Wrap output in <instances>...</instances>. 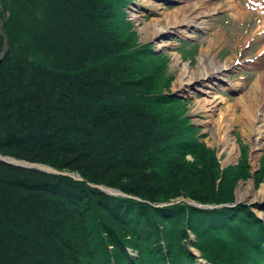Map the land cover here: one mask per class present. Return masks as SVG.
I'll return each instance as SVG.
<instances>
[{"label": "trees", "instance_id": "obj_1", "mask_svg": "<svg viewBox=\"0 0 264 264\" xmlns=\"http://www.w3.org/2000/svg\"><path fill=\"white\" fill-rule=\"evenodd\" d=\"M128 2L0 0V154L81 177L0 161V264H194L188 245L210 264H264V221L220 206L250 178L247 156L221 167L198 139Z\"/></svg>", "mask_w": 264, "mask_h": 264}, {"label": "rangeland", "instance_id": "obj_2", "mask_svg": "<svg viewBox=\"0 0 264 264\" xmlns=\"http://www.w3.org/2000/svg\"><path fill=\"white\" fill-rule=\"evenodd\" d=\"M191 10L193 14L190 16L205 26L189 32L193 40H184L189 44L184 53L183 47H178L181 38L168 34L154 41L157 35L169 31V23L174 18L181 28L183 12ZM0 11L5 14L2 7ZM125 11L132 20L134 38L167 53L166 76L172 77L164 82H170L169 90L186 94L189 119L198 128V139L215 150L223 166L235 165L243 154L247 156L251 176L238 181L234 197L238 199L239 191L242 195L239 200L249 205L257 204L252 209L264 220V182L256 185L253 178L255 170L260 172L264 168V140L256 149L259 128L264 122H255L254 133L245 116L249 98L255 109L258 107L257 97L264 99V87L258 85L264 73V30L261 34L257 31L259 26L264 29V13L248 0H175L169 3L163 0H130ZM154 24L158 25L156 32L151 29ZM0 33H3L1 19ZM203 66L205 70H202ZM197 68L198 73H194ZM183 72L188 76V81L182 84L183 91L187 93L181 90L182 85H177ZM203 73L206 77L202 80L200 75ZM210 75L219 76L220 82ZM191 76V85L184 86L190 82ZM256 115L264 119V107ZM228 140L230 143L234 141V146L229 145ZM243 194L247 196L243 197Z\"/></svg>", "mask_w": 264, "mask_h": 264}, {"label": "bare ground", "instance_id": "obj_3", "mask_svg": "<svg viewBox=\"0 0 264 264\" xmlns=\"http://www.w3.org/2000/svg\"><path fill=\"white\" fill-rule=\"evenodd\" d=\"M185 8V7H184ZM197 9V8H196ZM195 10V9H194ZM191 14H193V11L191 10V11H189V12H183V23H186V24H190V23H193V24H195L196 26H198V27H204L205 26V24H200V23H198V22H196V19H195V17H193V16H190ZM170 25H169V31L168 32H173V33H178V34H185L186 33V31L185 30H183V29H181V28H178V26L176 25V24H178V22H176V18H174L170 23H169ZM157 28H158V25L157 24H154L153 25V27L151 28V29H153V32H156V31H158L157 30ZM262 28V27H261ZM156 29V30H155ZM155 30V31H154ZM152 32V33H153ZM160 34H162V33H160ZM205 70V67L203 66L202 67V70ZM201 70V71H202ZM207 70V69H206ZM194 73H198V68L196 69V70H194ZM213 74H215V73H213ZM201 76V79L203 80V79H205V77H206V75H205V73H203V75H200ZM211 76V75H210ZM214 76V75H213ZM213 76H211V77H213ZM216 76H217V74H216ZM216 76H214V79H217L218 77H216ZM187 77L188 76H186V72H183V74L179 77V79H178V82H177V85H179V86H181L184 82H187L188 81V79H187ZM219 79V78H218ZM221 79V78H220ZM185 80V81H184ZM192 80H193V78H192V76L190 77V82L187 84V83H185L184 84V86H190L191 85V83H192ZM197 81L195 80V83H196ZM190 84V85H189ZM258 85H260L261 87H264V73H262V75H261V77H260V81L258 82ZM261 89V88H260ZM181 90L183 91L184 90V88H183V85L181 86ZM262 91H263V89H261ZM184 93H187V91H183ZM255 97V96H254ZM253 97V95H252V98H254ZM257 104H258V107L255 109L254 108V105H252L251 104V100H250V98H249V105L247 106V105H245V116H246V118H247V120H248V122H249V128L255 133L256 132V130H255V128H256V126L255 127H253V125L255 124V122H258V123H262V122H264V119H260L259 118V116H257L256 115V113H257V111L258 110H260L261 109V107H264V99H261V97H257ZM220 126V125H219ZM258 139H259V143L257 144V146H256V149H258V147L261 145V142L264 140V123L262 124V128H259V133H258ZM227 143L229 144V145H232V146H234V141H232L231 143H230V141L228 140L227 141ZM124 194V193H123ZM237 194H238V199L236 198V200H239V198L240 197H242V195H241V193L238 191L237 192ZM119 195H120V190H119ZM125 196H128V195H126V194H124ZM247 195L246 194H243V197H246ZM248 199H249V197H248ZM176 201H179V200H176ZM194 202V201H193ZM174 202L173 201H171L170 203H167V204H160L159 206H166V205H170V204H173ZM195 203H197V202H195ZM244 203H246L247 205H249L247 202H244ZM250 206V205H249ZM190 236H193V235H191L190 234ZM194 238V237H193ZM190 240H192L191 238H190ZM188 247H189V249L192 251V252H194V253H199V251L198 250H196V249H194L193 247H191V246H189L188 245ZM196 251V252H195Z\"/></svg>", "mask_w": 264, "mask_h": 264}, {"label": "water", "instance_id": "obj_4", "mask_svg": "<svg viewBox=\"0 0 264 264\" xmlns=\"http://www.w3.org/2000/svg\"><path fill=\"white\" fill-rule=\"evenodd\" d=\"M0 161H2L4 163H7V164L15 165V166H21V167H26V168H36L38 170H42V171H45V172H50V173H55V174H67V175H70V176L74 177L73 173L60 172V171H58V170H56V169H54V168H52V167H50V166H48L46 164H43V163L28 162V161L21 160V159H16L14 157L7 156V155H1L0 154ZM78 178H80V177H78ZM91 185L96 186L99 189H101V190H103V191H105V192H107L109 194H119V191L111 189V188H108V187H105L103 185H94V184H91ZM120 195H124V194L122 192H120ZM190 203L194 204V205H197L199 207H212L211 205H201V204H198V203H195V202H192V201H190Z\"/></svg>", "mask_w": 264, "mask_h": 264}]
</instances>
